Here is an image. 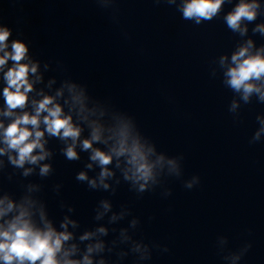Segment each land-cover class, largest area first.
<instances>
[{"label":"water","instance_id":"water-1","mask_svg":"<svg viewBox=\"0 0 264 264\" xmlns=\"http://www.w3.org/2000/svg\"><path fill=\"white\" fill-rule=\"evenodd\" d=\"M186 2L0 0V28L12 33L5 51L25 43L21 63L37 67L28 103L13 115H5L3 92L15 62L0 70V149H7L4 129L25 112L36 115L45 97L82 130L75 161L65 156L72 138L47 133V112L39 129L22 126L45 133L43 152H33L45 159L20 167L10 159L16 150L0 153V212L13 205L0 216V232L22 217L34 232L68 235L58 264H85V257L92 264H264V77L249 81L261 91L246 102L227 75L249 41L251 55H264L257 31L264 0H225L200 24L183 19ZM241 2L260 7L233 31L225 17ZM126 126L127 146L138 141L152 166L143 192L144 181L127 178L131 154L113 151ZM84 140L92 148L84 150ZM94 149L112 163L93 161ZM105 168L110 175L102 176ZM81 172L87 180L76 179Z\"/></svg>","mask_w":264,"mask_h":264},{"label":"clouds","instance_id":"clouds-1","mask_svg":"<svg viewBox=\"0 0 264 264\" xmlns=\"http://www.w3.org/2000/svg\"><path fill=\"white\" fill-rule=\"evenodd\" d=\"M159 2L160 0H157V3ZM224 3L225 0H187L183 5V19L191 20L195 18L196 24H200L201 21H212L213 17L220 12ZM259 7L260 5L255 2L250 4L241 2L233 12L225 17L228 28L236 31L240 29L242 20H254L256 18V9ZM244 31L246 32L247 29H244ZM257 31L264 32V25H261ZM11 35L12 33L8 28H0V52L4 53L3 56H0V70H3L9 60L15 62L14 66L5 73L8 86L4 89L3 95L9 109L5 115H13L12 110L24 108L27 105V94L33 91V86L29 83L28 79L29 73L37 71L35 65L21 63L29 52V47L25 43L15 41L12 44V51H5L8 48L7 41ZM251 46V41H249L248 46L242 47L232 56V61L236 64V67L231 68L227 73L230 77L228 84L237 92L242 89L243 99L246 102L254 91L258 93L261 91L259 87L249 83V81L260 80L261 77H264V55L260 53L251 55ZM261 99L264 100V95L261 96ZM53 101V97H45L39 102L36 108V115H30L25 112L23 116L18 117L4 129V143L7 145V149H0V153H5L8 149L16 150L18 152V159L15 157L10 158L13 164L20 167H23L26 162L35 164L39 160L45 159L48 155V153H43L39 156L33 155L36 149H40L43 152L44 144L41 141L45 133L39 130L33 133L28 127H22L32 125L36 129H39L41 123L40 116L44 112L48 113L43 118L47 133L64 139L71 137L74 143L65 150V156L69 161L79 159V154L75 151V141L79 139L82 130L72 124L71 116H63L62 108L59 105L49 107V105L53 104ZM0 128H4L2 123H0ZM98 133V129L93 133V141H99L100 136ZM33 135L35 139L30 140ZM121 136L123 138L120 141V147L113 151L117 156H123L126 153L131 154L129 164L133 165L134 171L132 177L127 178L144 181L140 185V191L143 192L147 182L152 179V166L147 162V158L138 141H134L131 147L127 146V126L121 132ZM259 136L260 133H256V139H259ZM92 146V141L90 140H84L82 143L84 150L90 149ZM93 151L94 154L91 156L93 161H99L101 166L112 163L111 155L99 149H94ZM49 170V165H45L41 169L43 174H47ZM110 174L107 168H105L102 176ZM76 179L79 181L87 180V175L83 172L78 173ZM199 182V177H197L195 183ZM92 184L94 185L95 182L93 181ZM105 187L107 186L105 185ZM186 187L193 189V183H188ZM12 207L13 205L9 204L4 212L10 211ZM4 212H0V216L4 215ZM0 237L4 238V242L0 243V260H3L4 264H13V261H17L18 264H24L25 261H28L29 264H36L38 260L40 264H58L56 253L61 250L62 242L69 239L68 235L61 234L56 236L51 230L46 233L34 232L26 222L22 221V217L17 218V223H13L9 231L0 232ZM67 264H79V262L72 261L67 262ZM85 264H92V261L88 257H85Z\"/></svg>","mask_w":264,"mask_h":264}]
</instances>
